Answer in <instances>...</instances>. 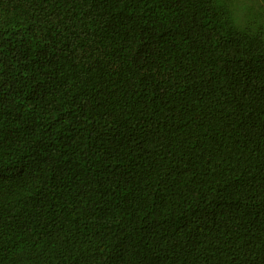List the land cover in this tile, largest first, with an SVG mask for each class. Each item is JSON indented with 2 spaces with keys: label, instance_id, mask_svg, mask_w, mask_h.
Here are the masks:
<instances>
[{
  "label": "trees",
  "instance_id": "trees-1",
  "mask_svg": "<svg viewBox=\"0 0 264 264\" xmlns=\"http://www.w3.org/2000/svg\"><path fill=\"white\" fill-rule=\"evenodd\" d=\"M0 264H264V0H0Z\"/></svg>",
  "mask_w": 264,
  "mask_h": 264
}]
</instances>
